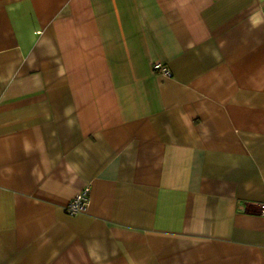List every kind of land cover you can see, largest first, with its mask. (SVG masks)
Returning <instances> with one entry per match:
<instances>
[{"label":"crops","instance_id":"0c3cea01","mask_svg":"<svg viewBox=\"0 0 264 264\" xmlns=\"http://www.w3.org/2000/svg\"><path fill=\"white\" fill-rule=\"evenodd\" d=\"M263 10L0 0V264H264Z\"/></svg>","mask_w":264,"mask_h":264},{"label":"built area","instance_id":"2783aa9c","mask_svg":"<svg viewBox=\"0 0 264 264\" xmlns=\"http://www.w3.org/2000/svg\"><path fill=\"white\" fill-rule=\"evenodd\" d=\"M264 15V10L262 12ZM154 69L160 70L161 73L169 75L170 71L167 67L156 64ZM90 200V187L84 186L78 193H76L66 204L65 209L69 215H76L78 213H83L87 210ZM261 212H264V204L261 205Z\"/></svg>","mask_w":264,"mask_h":264}]
</instances>
